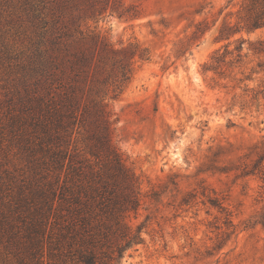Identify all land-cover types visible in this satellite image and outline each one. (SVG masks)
<instances>
[{
  "label": "rangeland",
  "instance_id": "rangeland-1",
  "mask_svg": "<svg viewBox=\"0 0 264 264\" xmlns=\"http://www.w3.org/2000/svg\"><path fill=\"white\" fill-rule=\"evenodd\" d=\"M124 47L149 59L116 89L103 81ZM95 49L94 82L76 80L74 56ZM60 81L110 111L145 193L164 184L123 264H264V179L242 174L264 154V0H0V176L27 192L34 107Z\"/></svg>",
  "mask_w": 264,
  "mask_h": 264
},
{
  "label": "trees",
  "instance_id": "trees-1",
  "mask_svg": "<svg viewBox=\"0 0 264 264\" xmlns=\"http://www.w3.org/2000/svg\"><path fill=\"white\" fill-rule=\"evenodd\" d=\"M107 6L94 9L103 13ZM126 12L120 16H140ZM113 53L117 57L103 83L120 89L131 81L136 60L149 56L139 47ZM99 56L98 49L75 55L69 66L75 79L94 82ZM54 90L56 95L41 97L34 107L35 140L27 149L33 185L27 192L0 176L2 264H123L144 244L145 223L134 221L146 200L160 202L164 184L144 192L140 177L113 144L114 122L105 105L86 100L79 85L60 81ZM263 163L264 154L242 174L258 172L264 179Z\"/></svg>",
  "mask_w": 264,
  "mask_h": 264
}]
</instances>
